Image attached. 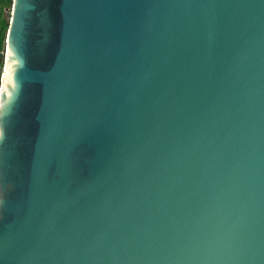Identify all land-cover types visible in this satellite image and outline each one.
<instances>
[{
  "label": "water",
  "instance_id": "1",
  "mask_svg": "<svg viewBox=\"0 0 264 264\" xmlns=\"http://www.w3.org/2000/svg\"><path fill=\"white\" fill-rule=\"evenodd\" d=\"M0 264H264V0H13Z\"/></svg>",
  "mask_w": 264,
  "mask_h": 264
},
{
  "label": "trees",
  "instance_id": "2",
  "mask_svg": "<svg viewBox=\"0 0 264 264\" xmlns=\"http://www.w3.org/2000/svg\"><path fill=\"white\" fill-rule=\"evenodd\" d=\"M13 0H0V11L3 14V11L7 8L12 9ZM10 20H6L2 15H0V73L2 66L4 65V53L6 49V36L9 28Z\"/></svg>",
  "mask_w": 264,
  "mask_h": 264
},
{
  "label": "rangeland",
  "instance_id": "3",
  "mask_svg": "<svg viewBox=\"0 0 264 264\" xmlns=\"http://www.w3.org/2000/svg\"><path fill=\"white\" fill-rule=\"evenodd\" d=\"M0 15H2L6 20H10V15H11V9L7 8L3 11V14L0 11ZM1 67V64H0ZM2 73H3V66H2V70L0 73V89H1V77H2Z\"/></svg>",
  "mask_w": 264,
  "mask_h": 264
}]
</instances>
